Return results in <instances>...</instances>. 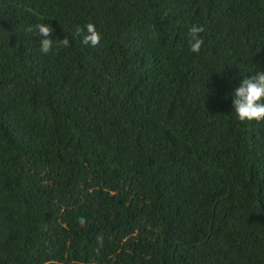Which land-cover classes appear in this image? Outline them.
Here are the masks:
<instances>
[{"label":"trees","instance_id":"1","mask_svg":"<svg viewBox=\"0 0 264 264\" xmlns=\"http://www.w3.org/2000/svg\"><path fill=\"white\" fill-rule=\"evenodd\" d=\"M261 70L264 0H0V264H264Z\"/></svg>","mask_w":264,"mask_h":264},{"label":"clouds","instance_id":"2","mask_svg":"<svg viewBox=\"0 0 264 264\" xmlns=\"http://www.w3.org/2000/svg\"><path fill=\"white\" fill-rule=\"evenodd\" d=\"M36 35L41 37L40 51L48 54L53 49L52 27L48 24L38 23L35 25ZM31 31V28L29 29ZM204 32L203 26L192 25L188 29V45L189 51L199 53L204 39L201 33ZM77 35L81 39V43L93 48L97 47L101 42L100 34L97 32L95 25L88 23L83 28L77 27ZM59 45L68 47L70 41L65 37L58 39ZM233 108L237 119L240 122H260L264 121V71H257L254 75L243 79L239 87L232 92ZM81 226L85 224L84 218H79Z\"/></svg>","mask_w":264,"mask_h":264}]
</instances>
